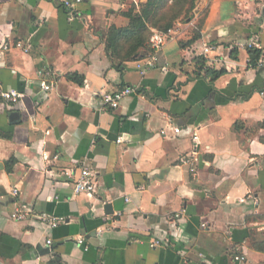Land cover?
Segmentation results:
<instances>
[{"label": "crops", "instance_id": "crops-1", "mask_svg": "<svg viewBox=\"0 0 264 264\" xmlns=\"http://www.w3.org/2000/svg\"><path fill=\"white\" fill-rule=\"evenodd\" d=\"M147 1L0 0V264H264V65L248 47L264 59V0H198L142 75L143 58L114 66L106 38ZM198 55L225 73L195 77ZM124 86L137 93L104 105ZM80 168L94 196L74 192ZM19 199L64 222L13 220Z\"/></svg>", "mask_w": 264, "mask_h": 264}, {"label": "trees", "instance_id": "trees-1", "mask_svg": "<svg viewBox=\"0 0 264 264\" xmlns=\"http://www.w3.org/2000/svg\"><path fill=\"white\" fill-rule=\"evenodd\" d=\"M198 0H148L146 3L132 4L124 14L130 20L129 25L123 28L111 26L106 38V50L114 66L120 68L122 63L145 58L151 52L150 37L153 30L167 31L178 19L190 21L197 13ZM207 10H203L194 30L192 42L200 37ZM191 43V42H190ZM262 56L258 48H249L250 62L257 66ZM195 77H204L209 82H215L225 70H218L209 66L207 58L198 55L194 58ZM70 78L82 82L76 74ZM140 91V90H139ZM264 127V122L261 124ZM239 128L238 125H236ZM254 248L264 251V243L253 244Z\"/></svg>", "mask_w": 264, "mask_h": 264}, {"label": "built area", "instance_id": "built-area-1", "mask_svg": "<svg viewBox=\"0 0 264 264\" xmlns=\"http://www.w3.org/2000/svg\"><path fill=\"white\" fill-rule=\"evenodd\" d=\"M83 0H64V5L68 7L69 9L74 6L75 3L81 2ZM72 11V10H71ZM176 35L175 29L170 28L167 31H159V30H153V33L150 37V46L153 52L149 54L147 57L143 58V63H140L138 65L140 72L142 75L146 73V71L150 70L154 67L155 62L157 60V54L159 50L163 47L164 44H166L169 40L173 39V37ZM16 46L23 47L22 42H17ZM249 48H258L260 49V45L255 42L251 41L248 45ZM10 48V45L8 43H1L0 44V55H4ZM25 51H28V48H25ZM205 51H208V48L205 49ZM140 61V62H142ZM263 66L264 65V59L260 58L259 64ZM166 69V68H164ZM46 76L49 77H55L58 75V72L56 71H46ZM49 79H44L41 82V89L43 90H51L54 87L53 80L51 82H48ZM137 93V89L131 86H124L122 88H118L114 90L113 92L105 93L103 96V102L104 105L111 107V108H117L120 105L121 100L128 96V95H134ZM2 97L8 101L11 102H18L22 98V94L15 90L10 91H4L2 92ZM180 132L179 128L174 129V134ZM162 135H166V131H161ZM128 139V136L121 135L117 141L118 142H124ZM198 136L195 133L194 140L197 141ZM194 155L197 154V151L194 150ZM192 171H195V168H191ZM73 179L74 184V192L76 194H86L88 196H94L97 192V185H98V178L94 172L89 170L88 168H80L79 173H73L69 174ZM12 193L14 196H20V190L18 187H14L12 189ZM175 217H179L180 214H175ZM11 218L13 220L17 221H26L30 219H36L39 220L41 223L49 226V227H57L59 224L64 222V218L56 216L54 214L49 213H37L34 208L27 202L23 200H17L15 209L11 212ZM80 242H83L82 239L79 240ZM49 244H51V240L48 241ZM160 244L159 240H154L151 242V247H157ZM236 259L244 260L245 256L237 255Z\"/></svg>", "mask_w": 264, "mask_h": 264}, {"label": "rangeland", "instance_id": "rangeland-1", "mask_svg": "<svg viewBox=\"0 0 264 264\" xmlns=\"http://www.w3.org/2000/svg\"><path fill=\"white\" fill-rule=\"evenodd\" d=\"M197 7H198V2H197ZM205 11H206V9H205ZM197 14V13H196ZM201 15V14H200ZM200 15H199V17L196 19V23H194V25H196L197 24V21L199 20V18H200ZM196 17V15L190 20V21H186V20H182V19H178L175 23H174V25L172 26V28H174V29H176V28H178V23L179 22H192L193 20H194V18Z\"/></svg>", "mask_w": 264, "mask_h": 264}, {"label": "water", "instance_id": "water-1", "mask_svg": "<svg viewBox=\"0 0 264 264\" xmlns=\"http://www.w3.org/2000/svg\"><path fill=\"white\" fill-rule=\"evenodd\" d=\"M135 59H138V56H135ZM106 206L110 207V204H107ZM109 213V212H108Z\"/></svg>", "mask_w": 264, "mask_h": 264}]
</instances>
